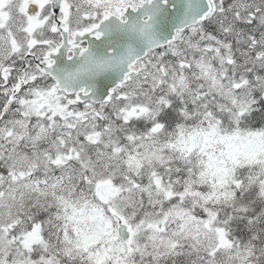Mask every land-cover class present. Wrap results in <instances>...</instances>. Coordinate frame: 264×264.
<instances>
[{
  "label": "snow or ice",
  "instance_id": "obj_1",
  "mask_svg": "<svg viewBox=\"0 0 264 264\" xmlns=\"http://www.w3.org/2000/svg\"><path fill=\"white\" fill-rule=\"evenodd\" d=\"M0 264H264V0H0Z\"/></svg>",
  "mask_w": 264,
  "mask_h": 264
}]
</instances>
